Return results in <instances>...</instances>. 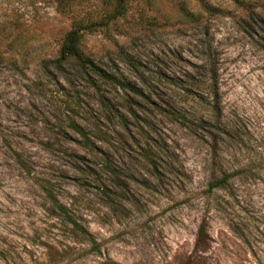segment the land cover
I'll return each mask as SVG.
<instances>
[{
    "label": "rangeland",
    "instance_id": "rangeland-1",
    "mask_svg": "<svg viewBox=\"0 0 264 264\" xmlns=\"http://www.w3.org/2000/svg\"><path fill=\"white\" fill-rule=\"evenodd\" d=\"M71 23L0 0V264H177L200 221L204 264H264V4L127 0L79 42L108 80Z\"/></svg>",
    "mask_w": 264,
    "mask_h": 264
},
{
    "label": "trees",
    "instance_id": "trees-1",
    "mask_svg": "<svg viewBox=\"0 0 264 264\" xmlns=\"http://www.w3.org/2000/svg\"><path fill=\"white\" fill-rule=\"evenodd\" d=\"M55 8L58 12L64 14L72 15V23L71 27L63 34L57 49L58 58L62 61H68L72 59L75 63L83 68H90L93 72H95L99 77L103 79H110V75L105 73L103 70L98 69L94 63L86 56L80 48V39L84 32H88L93 30L96 26H105L107 23L112 21L113 19L121 16L127 10V0H100L101 6L97 7L95 12H90L92 9H88L85 13L79 16L78 11L76 12V7H80L83 5V2H89L90 0H53ZM233 2L240 4L241 6L248 5L254 0H232ZM258 1V4L263 3L264 0H255ZM248 2V3H247ZM207 5L208 11L210 9L216 10V6L204 3ZM205 8V7H204ZM249 9V6H247ZM93 11V10H92ZM99 16V17H98ZM94 17H98L93 19ZM73 128L76 130L80 136H84L81 132L79 126L74 125ZM228 179V174H221L218 177L212 178V180L208 183V189L219 188L224 183H226ZM61 211L65 208L61 205L58 206ZM73 227L84 233V230L77 225L74 220H70ZM208 249V236L206 232V227L203 221H200L198 224L193 245L191 250L183 255L177 262V264H204V258L206 251Z\"/></svg>",
    "mask_w": 264,
    "mask_h": 264
}]
</instances>
